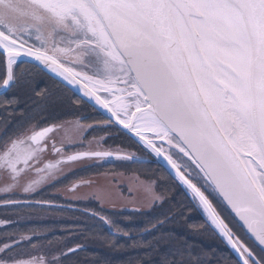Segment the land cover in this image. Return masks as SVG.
I'll use <instances>...</instances> for the list:
<instances>
[{
  "label": "snow or ice",
  "instance_id": "snow-or-ice-1",
  "mask_svg": "<svg viewBox=\"0 0 264 264\" xmlns=\"http://www.w3.org/2000/svg\"><path fill=\"white\" fill-rule=\"evenodd\" d=\"M24 57L36 74L50 71L75 88V103L103 110L107 138L121 141L80 156L115 151L143 162L130 149L154 153L174 170L186 210L205 217L199 227L231 247V264H264V0H0V90L35 93L43 116L57 97L33 87L20 68ZM17 104L15 94L0 102L5 194L35 192L59 164L42 159V145L55 140L54 121L24 117L9 132ZM52 150L59 154L55 143ZM92 216L129 235L103 214ZM35 239H6L0 264H63L82 247H58L45 258L13 255ZM218 251L185 243L160 264H219Z\"/></svg>",
  "mask_w": 264,
  "mask_h": 264
},
{
  "label": "rangeland",
  "instance_id": "rangeland-1",
  "mask_svg": "<svg viewBox=\"0 0 264 264\" xmlns=\"http://www.w3.org/2000/svg\"><path fill=\"white\" fill-rule=\"evenodd\" d=\"M20 68L32 74L33 87L39 85L38 90L50 89L59 101L56 100L54 104L49 102L45 106L43 116H41L38 115L39 110L36 109V102L39 98L35 93L31 91L25 93L14 88L1 96L0 102L6 96L13 94L18 100V104L13 105L17 111L9 121V132L16 127L15 122L24 117L35 116V119L31 121L32 124L44 119H47L48 123L54 121L60 128L57 132L55 131V140L48 141L49 151L46 158L54 161L60 160L57 158L60 155L68 156V154L81 151L90 153L108 150L109 148L114 150L115 146L121 143L120 140L107 138L109 134L103 129L104 118L98 116L99 113L96 109L85 104L75 103L77 96L55 83L50 76L44 73L36 74L33 65H21ZM2 116L3 113H0V117ZM2 132L3 124L0 122V134ZM53 143L57 149H62L59 150V154L52 150ZM126 143L128 142L125 141ZM130 151H135L136 156L142 161L145 160L147 163L152 161L148 154L143 151L137 149H130ZM61 164V167L53 170L52 179L37 189H43L42 194L37 198L35 196L39 192L34 196L22 190L5 194L3 180H0V203L22 201L27 198L42 203V205H0V245L11 237H15L17 240L21 236L36 237L32 244H24L15 249L13 255L19 254L20 258L25 260L33 257L45 258L46 254L54 253L58 247L67 251L65 245L75 247L79 244L91 250L90 256L72 261L71 264H86L87 261L91 262L90 264H121L122 260H126L124 264H141L143 261H145L144 264H160L171 250L161 251L159 253L161 256L155 260L152 257L155 244L158 242L159 246H163L168 242H173L175 243L174 248L187 243L189 247H194L198 252L208 248L213 251L218 249L216 258L219 260V264H231L234 259L229 249L211 230L205 231L199 227L204 224L205 217L196 210H186L188 201L184 199L182 192L173 184L171 175L167 170L164 169L168 175L163 171L158 172L156 169L153 171L144 162H138L140 165L133 164V168H129L128 164H132L130 161L117 158L98 159L90 157L70 164L67 160H63ZM128 169L139 171L144 175V178L136 172L124 171ZM100 177L103 178L98 179ZM127 179L130 184L147 185L149 187L148 193L142 191L138 195L136 190L129 186ZM108 186L115 187L117 191H114L123 199H127L128 202L126 203H134L127 207L123 203L119 205L117 202L105 205L104 196L102 197L100 193H103L106 187L110 188ZM154 197H160V199H154ZM54 202H59L60 205L45 206L50 203L54 204ZM133 204L138 205L133 206ZM166 204L167 208H165ZM83 208L93 213L99 212L114 220L118 227L128 232L129 235L125 236L116 228L102 225L98 219L91 217L89 212L83 213ZM164 208L166 209L164 216H158V213ZM181 208L185 209L183 217L175 215L173 219L165 222L162 226L152 227L158 219L164 220L166 216H169V211L174 215ZM151 211H157L156 219L152 220L142 216ZM128 212L136 215H138L137 212L141 213L140 218L143 219L140 221H145V218L150 221L147 227L148 233L151 235L161 233V236L148 237L147 234H144L146 231H140L141 227L130 230L127 226L129 221H125L127 217L120 215ZM134 224L140 223L133 222L132 225ZM137 232L143 233L140 236L141 238L145 237L142 239L144 243L137 242L140 237L137 241L134 240ZM177 235L178 237H176ZM155 240L157 242L154 243ZM108 254L112 256L110 259ZM75 257L79 256L75 255ZM209 258H211L210 253ZM64 261L68 262V260Z\"/></svg>",
  "mask_w": 264,
  "mask_h": 264
},
{
  "label": "trees",
  "instance_id": "trees-1",
  "mask_svg": "<svg viewBox=\"0 0 264 264\" xmlns=\"http://www.w3.org/2000/svg\"><path fill=\"white\" fill-rule=\"evenodd\" d=\"M13 90V89H12ZM11 90V91H12ZM76 116V115H75ZM98 116L99 117H102L100 114H98ZM74 118H77V117H74ZM81 118V117H80ZM80 118H77V119H80ZM104 118V117H103ZM101 119V118H100ZM140 151V150H139ZM144 162V161H143ZM130 163H132V164H128V167L129 168H133V164H136V165H140V164H138V162H130ZM144 164H147L148 166H150L151 167V170H153L154 171V169H156L158 172H164L165 174H167L168 175V173L164 170L165 168H163L159 163H156V162H154V161H152V162H149V163H147V162H144ZM120 170V169H119ZM124 171H126V172H129V171H131V172H136V173H138L139 174V176H141L142 178H144V175L143 174H141L139 171H133V170H124ZM112 172V171H111ZM157 172V173H158ZM145 178H147L148 179V177L147 176H145ZM171 179H172V181H173V184L182 192V189L180 188V186L174 181V179L171 177ZM156 180V179H155ZM157 181V180H156ZM163 190V189H162ZM182 195H183V192H182ZM184 197V196H183ZM88 205V204H87ZM86 207V206H85ZM168 206H167V204H166V206H165V208H167ZM163 209V210H161L159 213H158V216H164V212H165V210L166 209ZM83 213H88V212H90L89 214L91 215V217H92V214H93V212L92 211H88V209H84L83 208ZM77 211H78V209H77ZM88 214V215H89ZM137 214L138 215H136V214H132V213H127V214H120V215H123V217H127V218H125V221H129L128 223H127V226L129 227V229L130 230H135L136 228L135 227H141L140 228V231L141 232H144V231H146L144 234L146 235L147 234V236L148 237H151V236H153V237H156V235H160L161 236V233H156V234H149L148 233V231H147V227L149 226V222L150 221H148L146 218H145V221H140L141 219H143V218H140L141 217V213H138L137 212ZM168 217H171V216H173L172 214H171V212L169 211V213H168ZM142 216H144V217H149L150 219H152V220H154V219H156L157 218V211H151V212H149L148 214H146V215H142ZM131 217H133L131 220H130V218ZM133 222H139L140 224H134V225H132V223ZM152 224V223H151ZM150 230V229H149ZM141 232H137V233H135L136 234V237L134 238V240H136L137 241V239L140 237V239H138V241L137 242H140L141 244L142 243H144V240H142L143 238H145V237H142L141 238V234H143V233H141ZM176 237H178V235L176 236ZM152 241L154 240V239H151ZM155 242H157V240H155L154 241V243ZM153 243V244H154ZM152 244V245H153ZM159 243L157 242L156 244H155V247L153 248V252H154V254L152 255V257H153V259H159V256H161L159 253L161 252V251H167V250H172V249H174V246H175V243H173V242H168L167 244H165V245H163V246H159L158 245ZM89 252H91V250L90 249H88V248H85V247H83L82 246V249L81 250H79V251H77L74 255H70L66 260H68V262L66 263L65 261V263L64 264H71L72 263V261H76V260H79L80 258H84V257H88V256H90L89 255ZM75 255H78L79 257H75ZM108 256H109V259L112 257L111 256V254H108ZM152 257H150V258H152ZM146 258V257H145ZM98 259V258H97ZM100 260V259H99ZM145 260H148V259H145ZM126 262V260H122V262H121V264H124ZM157 263H158V261H156ZM91 262H86V264H90ZM145 263V261H143L141 264H144ZM98 264H101V263H98ZM120 264V263H119ZM137 264H140V263H137Z\"/></svg>",
  "mask_w": 264,
  "mask_h": 264
},
{
  "label": "bare ground",
  "instance_id": "bare-ground-1",
  "mask_svg": "<svg viewBox=\"0 0 264 264\" xmlns=\"http://www.w3.org/2000/svg\"><path fill=\"white\" fill-rule=\"evenodd\" d=\"M11 90H9V92H10ZM61 99V98H60ZM59 101V99L57 98V102ZM73 166H75V165H73ZM162 166V165H161ZM163 167V166H162ZM104 177V176H103ZM103 177H100V178H98V179H101V178H103ZM130 182H132V181H130ZM127 183L129 184V186H131L132 187V189H134V190H136V191H138V192H136L138 195H140L141 193H142V191L144 192V193H146L147 192V190L149 189V187L147 186V185H144V184H139V185H135V184H130L129 183V181H128V179H127ZM108 187H110V186H108ZM90 188V187H89ZM114 190H116V188L114 187L113 188V186H111L110 188H107L106 187V189L104 190V192L103 193H100L101 194V196L104 198V201H105V205H107V204H113V203H118L119 205H121L122 203L124 204V206H130L131 205V203H134V202H130V203H126V202H128L127 201V199H123L116 191H114ZM129 192V191H128ZM148 193V192H147ZM32 196H34V195H36V192H33V193H30ZM40 194H42L41 192H39L35 197H37V196H39ZM31 198H33V197H31ZM27 200V202H28V204L29 205H35V203L34 202H32L31 200L32 199H26ZM136 205H138V204H133V206H136ZM132 210H136V209H132Z\"/></svg>",
  "mask_w": 264,
  "mask_h": 264
},
{
  "label": "water",
  "instance_id": "water-1",
  "mask_svg": "<svg viewBox=\"0 0 264 264\" xmlns=\"http://www.w3.org/2000/svg\"><path fill=\"white\" fill-rule=\"evenodd\" d=\"M23 61H27V62H29V63H31L32 64V62H31V58H29V57H24L23 58ZM48 74L49 75H51V76H53L55 79H57L58 81H59V79L60 78H58L57 76H56V74H54V73H51L50 71L48 72ZM70 90H72L76 95H80V93H78V92H76V90H75V88H73V89H70ZM9 90H7V91H5V90H0V95H3V94H5L6 92H8ZM98 112H100L102 115H103V110H101V109H99V107L97 106V108H95ZM79 154H81V153H79ZM79 154H75L76 156H78V158L77 159H75V160H79V159H82V158H90V156H80ZM154 154V153H153ZM155 155V154H154ZM107 158V157H106ZM111 158H118L117 156H116V154L114 153L113 154V156L111 157ZM157 158H159L160 159V161L170 170V172L175 176V172H174V170H172L171 168H170V166L167 164V162L166 161H164L162 158H160V157H157ZM75 160H69V161H75ZM78 251V250H77Z\"/></svg>",
  "mask_w": 264,
  "mask_h": 264
},
{
  "label": "flooded vegetation",
  "instance_id": "flooded-vegetation-1",
  "mask_svg": "<svg viewBox=\"0 0 264 264\" xmlns=\"http://www.w3.org/2000/svg\"><path fill=\"white\" fill-rule=\"evenodd\" d=\"M57 130H59V128L57 127ZM56 130V131H57ZM42 148H43V152H42V159L44 160V163L45 164H47V163H53V164H55L57 161H59V164H58V166H57V168L58 167H61V165L63 164H61V161H63V160H67L68 159V157L70 156V154H68V156H58L57 158L58 159H60V160H56V161H54L53 159H51V160H47L46 158L48 157V155H47V153H48V151H49V147H48V143H47V147L46 148H44L43 147V145H42ZM58 148H60V147H58ZM58 150H62L61 148L60 149H58ZM54 170H56V168L54 169ZM43 191V189H40V190H37V191H35L36 193H38V192H42Z\"/></svg>",
  "mask_w": 264,
  "mask_h": 264
}]
</instances>
